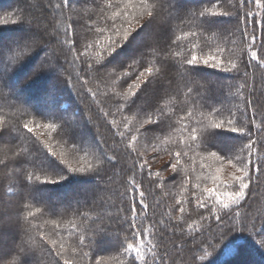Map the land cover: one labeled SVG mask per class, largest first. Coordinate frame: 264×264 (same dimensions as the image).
<instances>
[{"label": "trees", "instance_id": "trees-1", "mask_svg": "<svg viewBox=\"0 0 264 264\" xmlns=\"http://www.w3.org/2000/svg\"><path fill=\"white\" fill-rule=\"evenodd\" d=\"M47 1L49 2V0ZM52 1L53 4L59 2V0H51V3ZM107 2L108 0H73L72 9L65 8L62 13L53 8L57 12L58 17L60 16L61 21H64L63 23L68 21L65 16L70 15L69 18H71L70 22L72 25V27L68 28L70 39L77 37V35L73 37L72 34L79 31L83 26L82 22L85 21L87 16L92 17L88 23L94 22V27L105 29L103 32L85 31L84 37L92 47L88 49L87 57L76 60L74 63V56H68L67 60L63 58L67 55L68 45L65 44V47H62L59 44V47H57L60 58L58 60L56 58L53 64L45 59V54H43V45H51L50 40L43 39L39 46L33 48L34 51H25L26 47L30 46L32 42L24 33L25 29L30 27L26 23L31 8L29 2L27 0H0V21L4 19L6 21L5 24L0 23V118L5 121L4 127L11 130L9 136H5L0 140V153L2 149H8L12 153L11 159L8 161L1 158L9 167L0 166V199L4 202L18 191L17 202L14 207L15 212L23 208L21 203V198L23 197L24 203L29 204L30 208H24L23 212L20 213L21 221H23V215L31 210L36 212V216L32 218V221L40 228V232L33 228L26 235L16 232L15 236L6 229L0 235V245L6 243L9 238H13L16 245L21 244L23 241L26 247H33L43 251L48 246L43 244L38 239V236L46 232L49 234L50 239L57 241L58 245L60 243L65 245L67 249L65 255L71 258V249L75 245V240L70 235L69 229L64 225H62L60 230H52L51 225L46 223V221L51 219L60 220L61 217L46 214L48 209L55 206L59 212L66 213L64 216V223L66 224V220L71 216L73 210L78 207L81 210L91 207L90 202L85 203V197L91 198L93 195L98 194L105 199L109 197L116 199L112 196L113 191L117 189L123 191L122 185L131 175L129 166L132 165L136 154L133 153L132 158H127L128 150L124 148V145H120L121 167L117 168L115 172L107 165H105L106 171L102 175L87 174L77 176L68 174L65 170L64 174L68 175V179L60 184L45 186L36 182V186L40 188L38 189L39 194H35L34 198L22 193L19 187L20 181L23 180V174L19 171L20 166L16 162L20 159L25 161L23 164L24 171L40 175L43 179L44 174L40 172L39 167L34 168L32 165V160L36 156L34 149H38L40 158L48 162L52 167H63L48 153V148L43 143L37 141L35 145L33 144L37 136L40 137L41 141H47L52 150L58 154L61 152L69 154V159H73L71 152L73 144H75L76 148L79 149L77 156L95 164L98 161L96 145L101 144V147L107 148L113 142V133L117 129L120 131L125 130V121L116 109V105L118 103L123 104L124 100L123 98L117 99L116 94L123 91L127 85L122 87V82L108 73L115 69L117 73L123 75L124 70L119 65L122 58L130 59L131 53L129 54L128 52L131 48L129 45H125L113 57L107 56L105 51L106 37L112 35L114 27L118 26L122 20L118 17L115 24H113L112 20H106L105 17L111 16L114 10L123 9L128 0H121L119 8H116L115 5L113 8H105L104 6ZM261 2V4H264V0H261ZM232 3L240 7L239 0H232ZM172 4L174 8L170 10L175 17L173 28L176 29V25H180V28L185 30L190 28L197 33L200 32L199 21L194 18L189 20L190 13L204 9L210 11L232 10L230 4L222 5L220 0H172ZM97 6L104 8V11L100 12ZM74 9H76V12L78 11L80 21L76 17L77 15H74ZM259 9L262 14L258 13ZM84 10L87 12L85 13ZM137 11H139L138 7ZM249 11L252 15L247 17L246 22L249 26V31L253 27L255 28L257 37L253 50L257 51L258 56H264V7L258 6L255 0H247L246 6L240 9L241 28H243L245 23L244 13ZM129 12H131V9H129ZM5 15H8L11 19L4 18ZM75 17L76 20H73ZM59 18H57V22H59ZM181 18H183V22ZM220 19V29L204 32L203 36L199 38L188 37V39L181 42L179 51L183 53L186 47H193L190 41L196 40L199 44L198 48H194L197 55H206L208 53L222 54V59L225 61L227 59L235 60L240 68H243L244 62H250L248 67L249 76L247 77L248 86L241 87L245 81L237 79L234 71H220L204 65L198 66L197 79L200 81H212L218 87L213 89L211 99L207 101L209 106L201 107L204 103V101H201L200 104L192 108L194 117H199L201 111L207 117L210 112H214L216 109H220L224 112V115H227L226 109L232 108L239 126L242 123L241 113L245 108L242 99L244 98L253 100L257 111L255 121L256 124H261L262 117L259 113L264 111V107H261L264 105V94H262L264 88H262L261 74L264 73V68L256 67L257 62L252 61L248 53L247 38L242 40L239 32L235 35L232 34L236 27L235 20L228 17ZM13 20L18 21V23H12ZM253 21H255L254 24ZM56 24L57 28H59L58 23ZM182 34L179 29H176L173 39H175V36ZM6 36H9V38L6 39ZM135 38L146 39L147 33L141 29ZM27 39L28 44H21ZM205 40L208 41L207 44H205ZM201 49H203V52H201ZM229 49H231V53ZM31 52H34L35 55H43L44 59L37 61L34 57V59L27 60L26 56L31 54ZM85 59L92 62L95 67H102L107 63L108 72H101L89 78L82 71ZM150 60L159 67V58H150ZM128 62L131 61L129 60ZM49 63L53 67L49 68L47 66ZM172 63L175 64V61ZM51 69L54 75L51 74ZM140 70L143 69L141 68ZM77 74L81 76L82 80H88V84L84 85L83 89H81V83H77L75 80ZM70 76L72 78L71 81ZM23 77H26V79ZM168 78L173 81L169 85L171 94H164L160 104L167 103L169 112L175 116V126L172 129H167L165 125L164 132L156 133L160 137L159 140L151 141V138L146 139L143 135L144 131L151 126L147 123L148 117L144 114L145 110L152 111L144 103L150 97H141L140 92H137L136 97L131 98V101H135L131 110L128 107L122 109L124 115L131 121L127 125L128 127L139 126L142 121L144 122V127L141 129V134L135 147L144 153L141 159L149 161L147 168H150L153 174L161 173L159 177L153 175L150 178L147 177L146 171L143 177L139 173L137 174V181L142 185L141 190L147 192L157 181L162 182L164 185L163 190L160 188L155 189V199L160 201L158 205H154L153 196H148L149 214L151 215L153 208H155V218L157 220L164 219L165 223H168L169 216L164 214L170 213L171 217H176L180 215L178 212L179 207L183 206L185 210L184 218L187 223H192L194 220L200 221L198 224H193L191 234H187L185 237L190 241L195 238L194 242L189 244L188 247L192 250V253H195L196 264H264V246L261 244V241H264V173L252 175L246 199L242 200L239 205L229 202L230 207L224 209L215 203L213 199L209 198L208 193L202 192V189L204 187H214L213 178L218 176L217 185H219L220 191L231 190L226 185L231 183V176L235 170L230 166H225L224 170L217 174L216 167L218 164L214 158L209 156L207 151L200 149L198 153L190 152L189 157H194V159L190 160L189 157H184L182 167H180L178 173L164 170L165 165L172 161V156L168 154V151L179 150L183 147V140L181 139L183 125L179 122V117L184 115L181 111L184 105L180 103L179 96L176 93L181 92L184 82L180 80L179 74L175 71L169 73ZM229 85H231V88L228 87ZM253 86L256 90L254 94L251 93ZM88 89L95 93L94 99L92 93L87 92ZM237 105H239V109L236 107ZM104 112L110 114L105 118L103 116ZM113 113L116 120L115 126L111 123ZM251 115L252 108L248 106V116L251 117ZM89 116H92V123L88 121ZM85 119L88 124L87 126L84 125L83 133L73 128L74 124L84 122ZM209 119H214V117H209ZM29 122L35 129L34 133H29L27 129L22 127L24 123ZM192 122L194 123V120ZM47 123L58 124L59 127L56 132H50L39 127ZM249 127L252 128V139L257 141L254 146L256 150L253 152V160L254 163H259L264 160V147H261L264 144V136L255 127V124H250ZM217 132L221 134V139L209 140L208 142V146L212 151L216 150L213 145L218 144L221 147L234 145V152L230 154L235 155L239 154V148L248 142L247 136L227 133L222 129L209 128L205 135L212 136ZM115 139L118 140L119 136H116ZM102 141H107V144H102ZM164 141L169 142L165 143ZM153 143L157 151H152ZM20 149L24 151L17 157L15 153ZM202 160L207 166H201ZM13 171L17 172L18 177L14 182L15 184L11 186L7 173ZM172 177H175V180H172ZM181 179L186 182L181 184ZM220 181H223V183L221 184ZM197 184L201 185V189L196 188ZM69 190L72 191L70 196L61 195ZM80 191H86L87 194H81ZM197 197L204 199L208 207L198 208L196 206ZM117 203H119V200H117ZM124 206L127 207V200L124 201ZM37 209L41 211H37ZM140 215L143 217L144 214L140 213ZM202 215L208 218L201 220ZM216 215L220 216V221H216ZM146 223L151 224V220H146ZM172 223L175 224L176 221L172 219ZM168 235L170 236L171 232ZM143 238L146 244L151 239L153 244L157 245L160 244L161 239H166V237L159 235L158 230L156 237L145 233ZM201 244L203 245L202 248ZM209 244L213 246L209 247ZM167 247L169 252H171L172 244L168 243ZM7 248L8 252L6 254L0 252V264H12L15 260L14 247L7 245ZM163 251L164 248L159 246L152 249V251L145 249L149 260H151L154 252L163 253ZM118 255L119 252L116 247L109 246L106 250L101 251L96 256V259L100 260L101 264H116L112 257ZM171 255L173 258L177 256L174 252ZM184 256L191 264V253L186 252ZM201 256H203V260L200 259ZM26 259L31 264V258ZM43 264H55V259L44 252ZM61 264H63L62 261ZM137 264H140V262L137 261ZM169 264H172L171 259H169Z\"/></svg>", "mask_w": 264, "mask_h": 264}, {"label": "snow or ice", "instance_id": "snow-or-ice-1", "mask_svg": "<svg viewBox=\"0 0 264 264\" xmlns=\"http://www.w3.org/2000/svg\"><path fill=\"white\" fill-rule=\"evenodd\" d=\"M120 2L121 0H108L104 7L113 8L115 5L116 8H119ZM246 2L247 0H239L240 7H237L236 4L232 3V0H220L222 5L230 4L232 10L210 11L204 9L199 12L190 13L188 19L191 20L194 18L199 21L198 27L200 28V32H194L190 28L185 30L180 28V25H176V29H179L183 34L175 36V39H173L176 31L173 28V20L175 17L170 10L174 8L172 0H128L123 9L119 11L114 10L111 16L105 17L106 20H112L113 24H115L118 17L122 20L118 26L114 27L112 35L106 37L105 51L107 56L113 57L125 45H129L132 50L130 59L122 58L121 64L119 65L124 70L123 75L117 73L115 69L108 73L117 80H120L122 87L123 85H127L123 91L116 94L117 99L123 98L124 100L123 104L118 103L116 105V109L125 121V130L120 131L117 129L113 133L112 144L107 148L101 147V144L96 145L98 161L95 164L91 161H86L83 157L77 156L79 149L76 148L75 144H73L71 152L73 159H69V154L63 152L58 154L52 150V147L49 146L47 141H41L40 137L37 136L33 144L35 145L37 141L43 143L48 148V153L63 167H52L48 162L40 158L39 150L34 149L36 156L32 160V165L34 168L39 167L40 172L44 174L43 179L40 175L24 171L23 164L25 161L20 159L16 162L20 166L19 171L23 174V180L20 181L19 187L22 193L34 198L35 194H39L38 189L40 188L36 186V182L45 186L60 184L68 179V175L64 174L65 170L68 174L77 176L87 174L102 175L105 173V165H107L115 172L117 168L121 167L120 145H124V148L128 150L127 158H132L133 153L136 154L132 165L129 166L131 175H129L124 185H122L123 191L119 189L113 191L112 196L116 199L112 197L105 199L98 194L93 195L91 198L85 197V203L90 202L91 207L86 210H81L79 207L73 210L71 216L66 220V224L64 223L66 213L59 212L55 206L48 209L46 214L61 217L60 220L51 219L46 221V223L51 225L52 230H60L62 225H64L69 229L70 235L75 240V245L71 249V258L65 255L67 251L65 245L63 243L58 245L57 241L50 239L49 234L45 232L40 234L38 239L48 247L41 251L33 247H26L22 241L16 247L15 260L12 264H29V260L26 258H31V264H43L44 252L48 256H53L55 264H61V261L63 264H101V261L97 260L96 256L109 246H115L119 252L118 256L112 257L116 261V264H137V261L140 264H169V259L172 260V264H189L184 256L186 252L192 255L191 264H196L195 253H192V250L188 247L189 244L194 242L195 238L190 241L185 237L187 234H191L193 224H198L200 221L194 220L192 223H187L184 218L185 210L183 206L179 207L178 212L180 215L176 217H171L170 213L164 214L169 216L168 223H165L164 219L157 220L155 218V208H153L151 215L149 214L150 205L148 203V196H153L154 205H158L160 201L155 199V189L160 188L163 190L164 185L162 182L157 181L147 192L141 190L142 185L137 181V174L139 173L143 177L146 171L147 177L150 178L153 175L159 177L161 173L153 174L151 169L147 168L149 161L147 159H141L144 153L135 147L138 137L141 134V129L144 127V122L142 121L139 126L128 127L127 125L131 121L124 115L122 109L128 107L131 110L132 104L135 103V101H131V98L136 97L137 92H140L141 97H150L144 103L152 111L145 110L144 114L148 117L147 123L151 126L144 131L143 135L146 139L151 138V141L159 140L160 137L156 135L157 132H164L165 125L167 129H172L175 126L174 114L169 112L167 103L160 104V100L164 94H171L169 85L173 81L171 78H168V74L173 71L178 73L180 80L184 82L181 92L176 93L179 96L180 103L184 105L181 109L184 115L179 117V122L183 125L181 129L183 147L179 150L168 151V154L172 156V161L165 165L164 170H171L173 173H178L180 167H182L184 157H189L190 152L198 153V150L203 149L217 162V174L222 172L225 166H230L235 171L231 176V183L226 185L231 190L221 192L219 185H217L219 177L216 176L213 178V185L215 186L211 188L204 187L202 192L208 193V197L224 209L230 207L229 202L239 205L242 200L246 199L252 175L264 173V160H261L259 163H254L253 160V152L256 150L254 146L257 144V141L252 139L253 132L252 128L249 127L250 124H255V127L264 136V127H262L264 125V111L259 113L262 117L261 124H256L255 118L257 111L253 100L242 98L245 108L241 113L242 123L238 126L235 112L232 108L226 109L227 115H224V112L220 109H216V111L210 112L207 117L203 111L199 113V117H194L192 108L200 104L201 101H204L201 107L209 106L207 101L211 99L213 89L218 87L212 81H200L197 79L198 66L204 65L213 69H219L220 71H234L237 79L245 81L241 87H246L248 86L247 77L249 76L248 67L250 66V62H244L243 68H240L235 60L227 59L225 61L222 59V54L208 53L206 55H197L194 51V48L199 47L196 40L190 41L193 47H186L183 53L179 51L181 42L188 39V37L199 38L203 36L204 32L220 29V18L228 17L234 19L236 22V27L232 31V34L235 35L239 32L242 40L247 38L248 53L252 61L257 62L256 67L264 68V56H258L257 51L253 50L257 42L256 30L253 27L249 31V26L246 22L247 17L252 15L250 11L244 13L245 23L243 28L240 27V9L246 6ZM72 3L73 0H59L58 3L53 5L51 0H49V6L54 7L60 13L65 8L71 10ZM255 3L258 6L264 7V4H261V0H255ZM97 7L99 8V6ZM137 7L139 11H137ZM129 9H131V12H129ZM99 11L103 12L104 8H99ZM91 19V16H87L84 21L86 32L105 31L104 28L94 27V22L88 23ZM181 20L183 22V18ZM0 23H6V21H0ZM12 23H18V21L13 20ZM26 23L37 30L33 35L39 37V39L33 40L30 46L26 47V52H30L34 47L39 46L45 34L48 36L54 34L59 35V33L49 32L48 29L50 26L42 24L38 19H30ZM254 23L255 21H253ZM141 29L147 33L146 39L135 38ZM64 34V44L68 45V51L67 55L63 58L67 60L68 56H74V63L76 60L87 57L88 49L92 45L87 43L86 38L84 36L76 37V34L73 33L72 36L76 38L70 39L67 28L64 30ZM207 43L208 41L205 40V44ZM201 52H203V49H201ZM229 52L231 53V49H229ZM59 58L57 57V60ZM150 58H159V67L155 63H152ZM129 60L131 62H128ZM173 61H175V64L172 63ZM47 66L49 68L53 67L51 63ZM141 68L143 70H140ZM82 71L91 78L101 72H108V66L106 63L102 67H95L92 62L85 59ZM261 75L262 88H264V73ZM71 79L70 76V81ZM75 80L77 83H81V89H83L84 85L88 84V80H82L79 74L76 75ZM228 87L231 88V85ZM255 91V87L253 86L251 93L254 94ZM87 92L92 93V90L88 89ZM92 96L94 99L95 93H92ZM248 106L252 108L251 117L248 116ZM236 107L239 109V105ZM261 107H264V105ZM109 114L108 112H104L103 116L106 118ZM112 115L113 120L111 123L115 126V114L113 113ZM209 117H214V119H209ZM193 120L194 123L192 122ZM88 121L89 123L93 122L92 116L88 117ZM4 123V119L0 118V140L5 136H9L11 132L9 128L4 127ZM22 127L27 129L29 133L35 132L34 127L31 126V122L24 123ZM39 127L47 129L50 132H56L59 125L56 123H47ZM209 128L222 129L227 133L247 136L248 142L239 148V154H230L234 152V145L228 147H221L218 144L213 145L216 150L212 151L208 146L209 140L221 139V134L217 132L212 136L205 135ZM116 136H119L118 140L115 139ZM164 142L168 143L169 141ZM101 143L107 144V141H102ZM261 147H264V144ZM22 151L24 150L20 149L15 155L19 157ZM152 151H157L154 143ZM189 159H194V157H189ZM0 165H4L5 168L9 167L5 161H0ZM201 166H207L203 160L201 161ZM172 180H175V177H172ZM180 182L183 184L186 181L181 179ZM220 183L222 184L223 181H220ZM196 188L201 189V185L197 184ZM117 200H119V203H117ZM125 200H127V207L124 206ZM21 203L23 204V208L17 210L14 214L12 205H6L0 199V235L9 228H14L21 235L28 234L33 228L37 232H40L39 226L35 225L32 221V218L36 216V212L31 210L27 211L23 215V221H21L20 213L23 212L24 208H30L29 204L24 203L23 197L21 198ZM196 206L198 208H207L208 204L201 197H197ZM37 211L41 210L37 209ZM140 213L144 214L143 217H141ZM207 218L203 215L201 216V220ZM172 219L176 221L175 224L172 223ZM215 219L216 221H220L221 218L219 215H216ZM146 220H151V224H147ZM157 230L159 231V235L166 237V239H161L159 245L153 244L151 239L146 244L143 238L144 234L148 233L156 237ZM169 232H171L170 236L168 235ZM168 243L172 244L171 252L168 250ZM261 244L264 246V241H261ZM158 246L164 248L163 253L154 252L151 260H149L145 249L152 251V249ZM202 246L201 244V248ZM212 246L209 244V247ZM197 250L199 251V249ZM172 252L177 254L175 258L172 257ZM200 259L203 260V256Z\"/></svg>", "mask_w": 264, "mask_h": 264}, {"label": "rangeland", "instance_id": "rangeland-1", "mask_svg": "<svg viewBox=\"0 0 264 264\" xmlns=\"http://www.w3.org/2000/svg\"><path fill=\"white\" fill-rule=\"evenodd\" d=\"M27 1L31 5V8H30L29 14H28V20H30V19H38L39 21H41L42 24H46V25L50 26L49 29H48L49 32L59 33V35H55L54 34L52 36H48L47 34L44 35V39H46L47 41L50 40L51 41V45H45V46L43 45V49H44L43 54H45L44 55L45 59H47L48 61H50V62H52L54 64L56 58L59 57V53H58L59 44H61L62 47H65L64 40H63V39H65L64 30L66 28L68 29V28L72 27L71 22H70L71 18H69L70 15H66L65 16L68 21H66V23H63L64 21H61V19L59 18L60 16L58 17L57 12L53 9L54 7L49 6V2L47 0H32V1L31 0H27ZM52 4H53V1H52ZM74 10H75V14L74 15L75 16L77 15L76 17L78 18V14L79 13H78V11L76 12V9H74ZM84 12L86 13L87 11L84 10ZM258 13L262 14L260 9L258 10ZM5 17H7L6 19H11V17H8V15H5L4 18ZM76 17L73 20H76ZM57 18H59V22L60 23L56 21ZM79 19H80V17L78 18V20ZM3 21H5V19ZM9 23H11V22H9ZM56 23H58L59 28H57V26H56L57 24ZM3 24H5V23H3ZM82 25L83 26L80 28L81 30L79 29V31L75 32L77 37L85 35V24H84V22H82ZM36 31L37 30L35 28L29 27V28L25 29L24 33L30 40L33 41L35 39H39V37L33 35ZM9 36H6L5 38L6 39L9 38ZM27 42H28V39L25 40L24 42H22L21 44H28ZM131 51L132 50L130 49L128 53L130 54ZM44 56L43 55L42 56L41 55H35L34 52H31V54H28L26 56V59L27 60L31 59V58L34 59V57H35L37 59V61H42L44 59ZM52 71L53 70L51 69V74L54 75V73H52ZM23 78L26 79V77H23ZM87 124H88V122L85 119L84 122H79L77 124H74L73 128L75 130L79 131L80 133H83L84 125L87 126ZM0 154H1L0 155V161H2L1 158L7 159V161H8L9 159H11V156H12L11 155L12 153H10V150H8V149H6V150L2 149ZM7 176H8V178L11 181V183H9V184L11 186L13 184H15L14 182L16 181V179L18 177L17 172L16 171L8 172ZM80 193L84 194V193H86V191H80ZM71 194H72V191L69 190L67 192H63L61 195L66 197V196H70ZM17 195H18V191H16L13 194L12 197H9L8 200L4 201V203L6 205L7 204H11L12 205V210H13L14 214H15V210H14L15 208L14 207H15L16 202H17V200H16ZM8 230L11 231V233H13L14 236L16 235V232H18L14 228H9ZM7 245L8 246L10 245L11 247H14V250H16L17 245H16L15 240H13V238H9L6 241V243H2V245H0V252H3L2 254H6V252H8Z\"/></svg>", "mask_w": 264, "mask_h": 264}]
</instances>
